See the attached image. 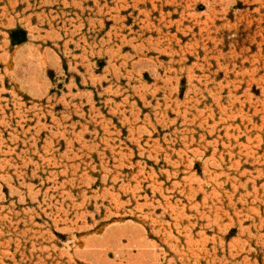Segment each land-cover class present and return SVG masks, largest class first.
<instances>
[{"label": "rangeland", "instance_id": "rangeland-1", "mask_svg": "<svg viewBox=\"0 0 264 264\" xmlns=\"http://www.w3.org/2000/svg\"><path fill=\"white\" fill-rule=\"evenodd\" d=\"M0 264H264V0H0Z\"/></svg>", "mask_w": 264, "mask_h": 264}]
</instances>
